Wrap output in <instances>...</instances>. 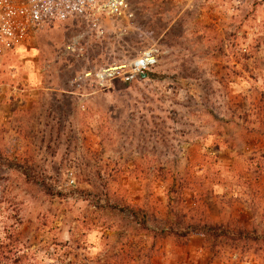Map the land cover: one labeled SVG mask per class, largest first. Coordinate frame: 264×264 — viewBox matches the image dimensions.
I'll use <instances>...</instances> for the list:
<instances>
[{
	"label": "rangeland",
	"instance_id": "1",
	"mask_svg": "<svg viewBox=\"0 0 264 264\" xmlns=\"http://www.w3.org/2000/svg\"><path fill=\"white\" fill-rule=\"evenodd\" d=\"M132 9L0 60V241L30 264H264V0ZM152 49L137 81L75 83Z\"/></svg>",
	"mask_w": 264,
	"mask_h": 264
},
{
	"label": "built area",
	"instance_id": "2",
	"mask_svg": "<svg viewBox=\"0 0 264 264\" xmlns=\"http://www.w3.org/2000/svg\"><path fill=\"white\" fill-rule=\"evenodd\" d=\"M133 0H0V60L19 41L36 37L41 31L56 23L81 19L98 26L106 20H131L134 17ZM80 38H74L65 53L79 56ZM158 62V50L147 51L128 64L101 69L86 70L75 79L78 87L93 82L102 89L113 82L132 83L139 80ZM71 184H74L72 179Z\"/></svg>",
	"mask_w": 264,
	"mask_h": 264
},
{
	"label": "trees",
	"instance_id": "3",
	"mask_svg": "<svg viewBox=\"0 0 264 264\" xmlns=\"http://www.w3.org/2000/svg\"><path fill=\"white\" fill-rule=\"evenodd\" d=\"M1 155V152H0ZM7 166L9 167H13V164H8ZM19 167V166H17ZM22 173L27 177V179H30V175L27 171H22ZM51 195H55V192L52 190H50L49 192ZM112 210H114V208H110ZM128 210V211H126ZM119 213H122L124 215L129 216L130 214L133 216H137L136 211L134 210V208H132L131 206H126L125 208H122L119 210ZM206 226V225H205ZM145 227V224H144ZM190 229L192 230H197V225L195 224H191L190 226H188ZM216 227L211 226L209 229L210 232L215 230ZM169 233L167 232V234L169 235H174L175 237H182L181 234L178 233L177 230H173L172 227L170 229H168ZM189 231V230H188ZM187 231L186 233V237L189 236V232ZM163 233H165V230H163ZM206 235L210 236V233H205ZM222 237H226V234L223 235ZM8 242H4V241H0V264H30L29 261V254L28 252L25 253L28 248L26 247L25 244H23L21 242V240L18 238H14L13 236H8ZM25 260H27V262H25Z\"/></svg>",
	"mask_w": 264,
	"mask_h": 264
}]
</instances>
